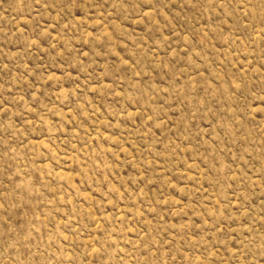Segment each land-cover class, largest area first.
Wrapping results in <instances>:
<instances>
[{
	"label": "rangeland",
	"instance_id": "374dc122",
	"mask_svg": "<svg viewBox=\"0 0 264 264\" xmlns=\"http://www.w3.org/2000/svg\"><path fill=\"white\" fill-rule=\"evenodd\" d=\"M0 264H264V0H0Z\"/></svg>",
	"mask_w": 264,
	"mask_h": 264
}]
</instances>
